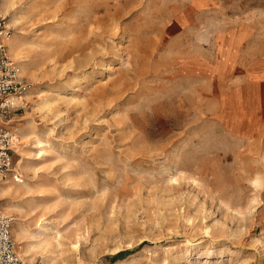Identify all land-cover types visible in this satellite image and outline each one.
I'll return each mask as SVG.
<instances>
[{
	"label": "rangeland",
	"instance_id": "374dc122",
	"mask_svg": "<svg viewBox=\"0 0 264 264\" xmlns=\"http://www.w3.org/2000/svg\"><path fill=\"white\" fill-rule=\"evenodd\" d=\"M0 14L32 87L0 194L27 264H264V0Z\"/></svg>",
	"mask_w": 264,
	"mask_h": 264
},
{
	"label": "built area",
	"instance_id": "2783aa9c",
	"mask_svg": "<svg viewBox=\"0 0 264 264\" xmlns=\"http://www.w3.org/2000/svg\"><path fill=\"white\" fill-rule=\"evenodd\" d=\"M11 29L0 14V180L12 170V151L18 141L10 123L32 90L31 84L20 76V68L7 52ZM12 219L0 208V264H27L17 253L11 237Z\"/></svg>",
	"mask_w": 264,
	"mask_h": 264
},
{
	"label": "bare ground",
	"instance_id": "6f19581e",
	"mask_svg": "<svg viewBox=\"0 0 264 264\" xmlns=\"http://www.w3.org/2000/svg\"><path fill=\"white\" fill-rule=\"evenodd\" d=\"M7 5V3L6 2H4L1 6V8H2V10L5 12V9H6V6ZM11 37V36H10ZM9 37V38H10ZM8 38V39H9ZM8 39H7V41H8ZM8 45H9V50L13 53V54H15L16 53V50H17V45H16V43L15 42H13V41H10V42H8ZM18 139V138H17ZM9 187V184H8V182L7 181H3V180H0V194L4 191V190H6L7 188ZM3 210H6V208H4L3 207ZM18 234V233H17ZM19 253H21V255L23 256V258H25L27 261L28 260H30L29 259V257H28V255H26V251L25 250H23L21 247H19ZM21 257V256H20ZM22 258V257H21ZM22 258V259H23ZM24 260V259H23Z\"/></svg>",
	"mask_w": 264,
	"mask_h": 264
},
{
	"label": "trees",
	"instance_id": "16d2710c",
	"mask_svg": "<svg viewBox=\"0 0 264 264\" xmlns=\"http://www.w3.org/2000/svg\"><path fill=\"white\" fill-rule=\"evenodd\" d=\"M125 255H126V253L120 252V253L114 255L111 259L112 260H117V259H120V258L124 257Z\"/></svg>",
	"mask_w": 264,
	"mask_h": 264
}]
</instances>
